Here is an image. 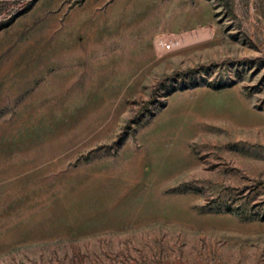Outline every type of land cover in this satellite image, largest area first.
Listing matches in <instances>:
<instances>
[{
	"label": "rangeland",
	"instance_id": "rangeland-1",
	"mask_svg": "<svg viewBox=\"0 0 264 264\" xmlns=\"http://www.w3.org/2000/svg\"><path fill=\"white\" fill-rule=\"evenodd\" d=\"M0 264H264V0L0 14Z\"/></svg>",
	"mask_w": 264,
	"mask_h": 264
},
{
	"label": "built area",
	"instance_id": "built-area-1",
	"mask_svg": "<svg viewBox=\"0 0 264 264\" xmlns=\"http://www.w3.org/2000/svg\"><path fill=\"white\" fill-rule=\"evenodd\" d=\"M24 0H0V14L6 12H13L22 6ZM167 48H171V44H166Z\"/></svg>",
	"mask_w": 264,
	"mask_h": 264
},
{
	"label": "bare ground",
	"instance_id": "bare-ground-1",
	"mask_svg": "<svg viewBox=\"0 0 264 264\" xmlns=\"http://www.w3.org/2000/svg\"><path fill=\"white\" fill-rule=\"evenodd\" d=\"M208 31H209V30H208ZM194 33H195V32H194ZM198 34H199V33H198ZM198 34H196V35H198ZM192 35H193V34H192ZM199 36H200V35H199ZM201 36H202V35H201ZM188 38H189V37H188ZM180 40H182V39H180ZM180 40H179V41H180ZM184 40H185V39H184ZM163 41H164V40H163ZM173 41H174V44H175V43H177V40H176V41H175V40H173ZM162 45H163V44H162ZM162 48H165V49H167V47H166V44H165V46H164V47L162 46ZM171 48H172V45H171Z\"/></svg>",
	"mask_w": 264,
	"mask_h": 264
}]
</instances>
